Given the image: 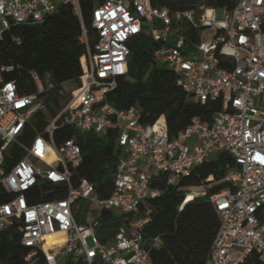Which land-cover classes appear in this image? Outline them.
Instances as JSON below:
<instances>
[{"label":"built area","instance_id":"built-area-1","mask_svg":"<svg viewBox=\"0 0 264 264\" xmlns=\"http://www.w3.org/2000/svg\"><path fill=\"white\" fill-rule=\"evenodd\" d=\"M69 2L80 12L79 0H0V39L12 22L37 25ZM92 25L98 39L82 58L79 84L58 90L64 101L55 117L30 139L25 128L44 106L41 79L31 73L36 92L21 94L14 81L3 79L11 66H0V232L19 223L20 242L29 247L25 261L40 252L46 264L62 257L66 264H152L149 245L160 240L142 233L150 220L148 199L159 193L152 181L164 175L175 186L224 151L237 168L226 176L233 187L209 196L219 224L205 264H238L252 253L264 264V0H235L231 11L204 4L170 11L151 0H102L92 11ZM139 33L161 43L159 60L186 93L202 103L220 101L210 123L194 116L169 137L163 117L142 123L137 107L117 109L108 102L127 70L128 41ZM58 125L93 134L114 126L120 156L109 194L87 179L73 184L81 150L74 138L54 140ZM44 182L65 185V195L29 202L52 192ZM101 211L120 222L110 233L103 232L101 222L108 220ZM54 234L63 241L46 244Z\"/></svg>","mask_w":264,"mask_h":264},{"label":"trees","instance_id":"trees-1","mask_svg":"<svg viewBox=\"0 0 264 264\" xmlns=\"http://www.w3.org/2000/svg\"><path fill=\"white\" fill-rule=\"evenodd\" d=\"M100 1L79 0L80 12L73 2H69L37 25L12 22L3 33L0 39V66L12 68L3 74V79L14 81L19 93L29 94L36 92V85L31 78V73H35L45 89L40 95L44 100L43 108L25 128L28 139L42 132L46 123L55 117L64 101L58 95V90L66 83L72 87L79 84L82 58L87 47L93 50L98 39L92 25V11ZM151 2L154 6L166 7L170 11L197 9L200 4L231 11L235 4V0ZM128 47L130 53L126 73L117 78L116 87L107 94L111 105L123 110L137 107L142 123H154L163 117L169 137L185 127L194 116L210 123L213 114L221 108L220 101L210 99L202 103L178 86L174 73L159 60L157 51L161 47L160 42L145 33H139L130 38ZM53 137L57 143L74 138L80 147L82 161L72 173L74 185L87 179L99 193L107 195L111 192L112 176L120 156L113 125L103 134L79 133L70 126L58 125ZM236 168L230 155L221 151L193 167L175 186L167 185L164 175L152 181L151 187L157 188L159 193L148 199L150 220L142 230L147 239L158 237L160 240L157 247L149 245L152 264H205L219 224L218 214L209 196L233 187V182L226 176ZM201 186L205 187L203 194L187 199L180 209L188 193L187 188ZM43 187L52 192L30 199L29 202L63 197L66 192L65 185L44 182ZM100 216L108 220L111 212L101 211ZM101 223L106 234L120 225L116 219ZM19 226V223H15L0 232V264H46L40 252L29 261L24 260L29 247L20 242ZM238 264L263 263L252 253Z\"/></svg>","mask_w":264,"mask_h":264},{"label":"rangeland","instance_id":"rangeland-1","mask_svg":"<svg viewBox=\"0 0 264 264\" xmlns=\"http://www.w3.org/2000/svg\"><path fill=\"white\" fill-rule=\"evenodd\" d=\"M169 40H171V36L169 37ZM70 83H66L65 85L67 86V87H70V85H69ZM204 189H205V187L203 186H201V187H190L189 189H188V193H193L194 195H196V196H201L202 195V193H203V191H204ZM197 192V193H196ZM83 209H84V207H82L80 210H79V212H78V214H77V221L79 222V223H82L83 222V220H84V212H83ZM99 235H100V237H103L105 234L104 233H99ZM87 242H88V244L89 245H91V242H90V239H88L87 240ZM58 264H66V258L65 257H62V258H60V260L58 261Z\"/></svg>","mask_w":264,"mask_h":264},{"label":"bare ground","instance_id":"bare-ground-1","mask_svg":"<svg viewBox=\"0 0 264 264\" xmlns=\"http://www.w3.org/2000/svg\"><path fill=\"white\" fill-rule=\"evenodd\" d=\"M209 14V13H208ZM49 160H51V159H49ZM197 193V192H196ZM187 199H191V198H193V193H188L187 194ZM186 199V200H187ZM63 237L62 236H60V235H57V234H54V235H49L48 237H47V243L46 244H50V243H54V242H57V243H60V242H62L63 241Z\"/></svg>","mask_w":264,"mask_h":264}]
</instances>
